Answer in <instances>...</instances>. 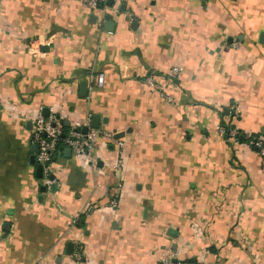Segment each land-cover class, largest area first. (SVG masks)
<instances>
[{"label": "crops", "instance_id": "crops-1", "mask_svg": "<svg viewBox=\"0 0 264 264\" xmlns=\"http://www.w3.org/2000/svg\"><path fill=\"white\" fill-rule=\"evenodd\" d=\"M118 6L0 0V264H264V0ZM45 109L115 134L96 166L62 145L43 191Z\"/></svg>", "mask_w": 264, "mask_h": 264}, {"label": "built area", "instance_id": "built-area-1", "mask_svg": "<svg viewBox=\"0 0 264 264\" xmlns=\"http://www.w3.org/2000/svg\"><path fill=\"white\" fill-rule=\"evenodd\" d=\"M110 0H83V3L90 8H111L115 12L119 11L118 3L121 0H112L113 4H109ZM238 45L237 42L234 43L236 47ZM127 72V71H125ZM123 72V73H125ZM178 68L174 67L171 70L170 75L172 77L178 75ZM142 82H144L150 88L164 94V86L158 79V75L154 73H147L141 76ZM105 80V74L103 72H98L94 74L92 78V86L94 87H102ZM92 118L91 116H87L85 121L79 120L76 121L68 130V132L64 131L63 119L53 113L50 112L48 115H45L42 111H39L34 118V126L32 130V138L35 143L36 150V161L38 164L43 165V185L46 187H51L54 183V179L50 178L52 174V158L56 155L57 147L60 142L63 145L70 147L72 152L76 156H85L92 166H96L97 156L96 150L98 148V144L104 141H110L114 138V131L109 130L104 127L93 128L91 125ZM87 126L88 132L84 133L83 128ZM224 135L231 137L232 139L237 140L239 135L238 130L234 128L221 129ZM121 144V142H119ZM252 144L258 149V152L262 159V165L264 167V139H256L252 140ZM120 165L123 164V160L120 157ZM121 189V187L119 188ZM115 199L112 201L113 204H116L118 196H114ZM74 258L76 260L82 259V251L78 249L74 253ZM160 264H197L196 262L191 261H183L181 259H177L176 255L173 253H168L165 255Z\"/></svg>", "mask_w": 264, "mask_h": 264}, {"label": "water", "instance_id": "water-1", "mask_svg": "<svg viewBox=\"0 0 264 264\" xmlns=\"http://www.w3.org/2000/svg\"><path fill=\"white\" fill-rule=\"evenodd\" d=\"M109 4L112 5V4H113V1L110 0V1H109ZM107 23L113 25V23H112L111 21H108ZM135 25H136V24H135ZM263 35H264V33H263ZM44 114H45V115H48V114H49L48 109H45ZM65 124L68 125L67 122H65ZM91 125H92L93 128H98V127H99V118H98V117H94L93 122H92ZM82 130H83L84 133H87V132H88V127L85 126ZM115 137H116V138H119L120 135H115ZM66 151L70 153L72 150H71L70 147H68ZM53 159H56V156H54ZM37 169H38V175H39L40 177H42V175H43V165H42V164H39ZM50 178H51V179H54V175L51 174V175H50ZM46 188H47V187H46L45 185H43L42 190L45 191ZM41 198H42V197H41ZM70 246H71V245H70Z\"/></svg>", "mask_w": 264, "mask_h": 264}, {"label": "trees", "instance_id": "trees-1", "mask_svg": "<svg viewBox=\"0 0 264 264\" xmlns=\"http://www.w3.org/2000/svg\"><path fill=\"white\" fill-rule=\"evenodd\" d=\"M63 126H64V131H65V132H68V127L65 126L64 124H63ZM237 138H239V135H238ZM62 145H63L62 142H60L59 145H58V147H57V151L61 148ZM56 153H57V152H56ZM52 161H53V158H52Z\"/></svg>", "mask_w": 264, "mask_h": 264}]
</instances>
